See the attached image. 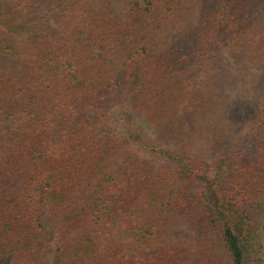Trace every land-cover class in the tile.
I'll return each instance as SVG.
<instances>
[{"label": "trees", "instance_id": "obj_1", "mask_svg": "<svg viewBox=\"0 0 264 264\" xmlns=\"http://www.w3.org/2000/svg\"><path fill=\"white\" fill-rule=\"evenodd\" d=\"M0 264H264V0H0Z\"/></svg>", "mask_w": 264, "mask_h": 264}]
</instances>
